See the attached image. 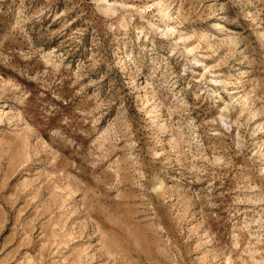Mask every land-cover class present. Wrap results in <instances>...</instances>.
I'll return each instance as SVG.
<instances>
[{"label": "rangeland", "instance_id": "374dc122", "mask_svg": "<svg viewBox=\"0 0 264 264\" xmlns=\"http://www.w3.org/2000/svg\"><path fill=\"white\" fill-rule=\"evenodd\" d=\"M0 264H264V0H0Z\"/></svg>", "mask_w": 264, "mask_h": 264}]
</instances>
